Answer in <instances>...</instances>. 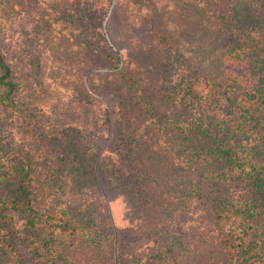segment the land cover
<instances>
[{
    "label": "rangeland",
    "instance_id": "obj_1",
    "mask_svg": "<svg viewBox=\"0 0 264 264\" xmlns=\"http://www.w3.org/2000/svg\"><path fill=\"white\" fill-rule=\"evenodd\" d=\"M231 7L0 0V264H238L213 207L252 190L220 176L217 120L162 89L178 73L214 95L228 75L255 79L220 28ZM248 149L264 158L263 143Z\"/></svg>",
    "mask_w": 264,
    "mask_h": 264
},
{
    "label": "trees",
    "instance_id": "obj_2",
    "mask_svg": "<svg viewBox=\"0 0 264 264\" xmlns=\"http://www.w3.org/2000/svg\"><path fill=\"white\" fill-rule=\"evenodd\" d=\"M230 3L231 11L224 14L220 28L225 27L226 32L237 38V44L230 51L239 49L235 53L238 64L247 65L255 79L249 82L236 75H228L223 81H213L221 88L219 94L214 95L198 86L197 77L178 73L176 77L169 75L168 80L164 76L162 89L173 103L184 102L199 109L206 118L217 120L220 135L217 151L213 155L226 164L224 173L219 174L232 182H241L243 187H250L252 193L248 198L243 195L238 200L230 201L228 197H223L215 201L213 225L230 261L264 264V241L260 237L264 221L257 219L258 214L264 212V158L247 150L251 142L264 144V0H230ZM253 6H256L255 10ZM254 21L255 25L251 26ZM0 67V78L5 80L9 69L2 59ZM213 78L209 76L208 80L212 82ZM6 84L12 86V81ZM201 148L193 147L196 155ZM214 158L211 163H214ZM19 188L22 194L26 193L24 186ZM238 192L241 190L234 187L233 193ZM20 197L11 200L14 207L18 208ZM46 220L43 245L49 248V241L54 239L52 228L56 223L48 221L52 220V216H47ZM66 226L67 223L63 227ZM29 242L32 243V240Z\"/></svg>",
    "mask_w": 264,
    "mask_h": 264
}]
</instances>
